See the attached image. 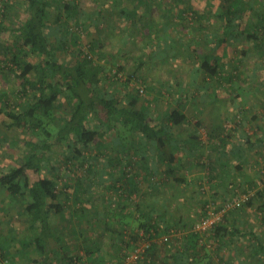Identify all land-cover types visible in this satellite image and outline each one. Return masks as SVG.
<instances>
[{
	"label": "crops",
	"instance_id": "1",
	"mask_svg": "<svg viewBox=\"0 0 264 264\" xmlns=\"http://www.w3.org/2000/svg\"><path fill=\"white\" fill-rule=\"evenodd\" d=\"M140 2L128 7L127 3L112 0L115 5L106 14L97 11L98 19L102 24L115 26L123 18L130 19L128 25L137 24L139 17L146 19ZM164 37L170 41L169 35ZM147 56H136L137 72L146 78L149 75L150 80L146 97L140 95L139 105L147 109L151 124L166 125L167 131L160 135L162 138L150 139L143 133L125 138L114 131L104 133L100 146L111 136L112 145L107 140L106 145L113 147L115 160L109 159L112 149L99 150L105 157L101 158L95 177L83 178L82 192L72 193L65 209L52 213L53 233L58 239L51 237L46 251L38 250V260L29 264H122L123 256L127 259L145 235L163 244L162 257L167 264H174L169 252L175 248L185 252L189 248L194 255L193 250L202 245L199 235L189 232L176 237L174 228H189L212 201L221 202L253 186H259L255 192L264 189V96L245 99L244 103L241 100L242 109L237 110L238 103L231 96L215 93L213 97L210 94L214 90L200 96L197 92L192 94L185 84L161 74V62L169 59H158L152 53ZM145 57L151 62L149 65ZM121 94L125 99L126 93ZM156 104L162 105V110L153 108ZM175 108L186 115L181 124L169 120V112ZM236 111L240 112L236 115ZM240 115L244 121L238 119L240 124L236 125L234 120ZM152 175H157L158 181H152ZM92 184L103 188L94 192L89 187ZM262 194L255 193L251 203L228 212L222 242L235 240V249L245 250L249 258V249L257 248L260 251L253 253L264 260L260 246L264 244L263 191ZM144 220V224L140 223ZM151 223L158 229L150 234L152 227L149 231L147 228ZM232 232L236 235L232 236ZM191 238L196 240L193 245Z\"/></svg>",
	"mask_w": 264,
	"mask_h": 264
},
{
	"label": "rangeland",
	"instance_id": "2",
	"mask_svg": "<svg viewBox=\"0 0 264 264\" xmlns=\"http://www.w3.org/2000/svg\"><path fill=\"white\" fill-rule=\"evenodd\" d=\"M119 1L127 3L130 5L128 7H131L138 4L140 0ZM69 2H74L80 7V11L74 15L70 25L71 31L81 35V55L91 52L89 41L99 38L103 42L101 49L98 50L99 54L97 51L91 53L96 60L105 65L106 72L111 70L112 73L121 74L120 78L118 75H109L110 79L106 76L104 81L105 84L111 80L122 82V85L120 83L113 85V88L118 91L127 93L130 87H143L145 90L144 92L140 91L139 95H142L143 99L146 97L150 82L149 75L146 78L143 73L137 72L139 58L136 56L138 53H141V56L152 53L156 54L158 59H169L161 62V74L185 84L192 94L197 92L196 95L200 96L204 91L212 92L214 90V94H210L213 97L215 93L220 97L231 96L238 103L237 110L242 109L239 105L242 104L239 103L241 100L244 103L245 99H258L264 96V50L261 47L257 49L255 39L246 36L229 38L223 42L218 39L225 28L221 24V18L216 15L221 6V0H144L140 2L139 8L146 15V19L145 16L139 17V15L137 24L128 25L130 19L123 18L124 22L120 20L116 26L102 24L97 16L99 9L106 14L107 9L115 5L112 0H52L50 11L55 13L62 9L63 3ZM248 2L258 10L264 9V0H249ZM6 13L7 16L4 17ZM25 17V0H0V22L4 20L5 26L17 27ZM110 18L113 19L114 15L111 14ZM108 19L104 18V20ZM257 20V15H252V17L245 15L242 23L249 26L255 24ZM147 31L150 33L145 34ZM164 35H169V42L165 40ZM14 37L15 32L9 33V31H5L0 36V99L6 108L21 112L23 105L26 104V95L22 90L24 86L17 75L18 68L6 57L7 53L4 48L12 46ZM158 47L160 49L157 51ZM76 52V48L70 46L61 51V55L63 58L73 61ZM205 53L220 57L221 73L213 79L208 77L204 79V75L201 73L194 80L196 69H193L200 64ZM27 58L38 62V56L35 54L29 53ZM144 61L147 65L151 63L146 57ZM11 66L12 68H10ZM125 81L128 84H125ZM218 89L220 90L218 91ZM28 91L29 97H31L33 89L28 87ZM60 101V104L54 109L56 118L50 125L54 129L61 119L58 116L64 111H69L68 101L64 97H61ZM164 103L170 105L168 102ZM161 106L156 104L153 108L162 110ZM239 112L236 111V115ZM238 119L244 121L241 115L237 116L236 121L234 120L236 125L240 124ZM26 120L23 118L21 124H16L5 113L0 114V171L13 165L16 157L24 152L26 140H38L40 137V128H31ZM257 125L258 123L253 128ZM242 126L244 128V123ZM203 137L207 139L208 136L203 135ZM106 140L112 145L111 136ZM106 140H103V145L99 148L101 150L107 148L110 151L112 149L109 155L114 156L113 147L107 146ZM66 152L61 145H55L52 155L55 158L56 167L51 173L58 182V191L62 193L60 198L65 203L72 199L70 196L72 193L82 192V187H85L81 184L83 178L92 180L90 177H95L93 175H96L98 167H100L101 158L103 160L105 157L97 147L86 149L84 156L71 160H67ZM45 173L48 172L45 171ZM29 174L34 178L39 177V173L34 170H29ZM152 177H154L153 180L158 181L157 175H152ZM89 187L94 192H100L103 188L98 184H92ZM251 189L256 191L259 186H253ZM7 194V191L0 187V264H29L37 261L35 258H38V251L33 243L29 244L32 234L23 211V203L15 198H9ZM147 241L148 238H145L139 244L142 245ZM201 243L200 251L205 252L206 249V253L197 252L194 255H197L198 258L211 259L214 264H264L263 258H257L256 255L249 258L247 256L249 254L245 250L237 251L233 246L236 243L235 240L232 243L220 245L217 237L210 234L205 236ZM134 250H130V252ZM252 250L250 248L249 252ZM161 254L156 264H167L162 261L164 257ZM200 262L202 263V261ZM122 264L132 263H128L123 256ZM194 264L200 263L195 261Z\"/></svg>",
	"mask_w": 264,
	"mask_h": 264
},
{
	"label": "trees",
	"instance_id": "3",
	"mask_svg": "<svg viewBox=\"0 0 264 264\" xmlns=\"http://www.w3.org/2000/svg\"><path fill=\"white\" fill-rule=\"evenodd\" d=\"M25 1L26 17L22 23L17 27H7L2 20L0 36L5 31L15 32L12 46L4 48L6 57L19 70L17 75L24 86L22 90L26 95V104L23 105L21 112H17L3 106L0 99V114L5 113L16 124H21L23 118L25 120L28 118L26 122L31 128H40V137L38 140H26L24 152L16 157L13 165L0 171V187L7 191L9 198H15L23 203V211L32 234L29 244L33 243L37 251L44 253L48 241L51 237H56L51 224V214H59L66 207V203L60 198L62 193L58 191V182L51 174L56 167L55 158L52 155L55 145L64 147L67 151V160H71L84 156L86 149L97 147L101 150L99 148L101 138L108 131H114L124 138L125 135L143 133L150 139L154 136L162 138L160 135L165 134L163 132L167 131V127L163 124L159 127L151 124L147 109L139 105V93L143 87H130L124 99V95L113 88V85L117 83L122 85V82L111 80L108 84L104 83L106 76L118 74L112 73L111 70L106 72L105 65L93 57L92 53L97 51L99 54L98 50L103 44L99 38L89 41V49L92 53L89 51L81 55V35L71 31L70 25L74 15L80 11L78 4L63 3L62 9L53 13L50 11L52 0ZM248 1L221 0V6L216 15L221 18V24L225 28L218 39L223 42L229 38L246 36L255 39L257 49L261 47L264 50V9L258 10ZM123 10L131 13L130 9L123 8ZM245 15L248 17L257 15L258 20L253 25H243L242 20ZM6 16L7 13L4 17ZM70 46L77 50L73 61L61 55V51ZM29 53L38 56V62L29 60L27 58ZM221 65L220 57L205 53L200 64L197 65L194 80L200 73L204 75V79L219 76ZM118 77L120 78L119 75ZM125 84L128 83L125 81ZM28 87L33 89L31 97L28 94ZM61 97L68 101L69 111H64L58 116L61 119L54 129L50 125L56 118L54 109L60 104ZM185 119V113L177 108L169 112V120L173 124H181ZM109 159L113 161L115 156ZM29 170L38 172L39 177H32ZM45 171L48 173L46 174ZM126 173L127 171L123 172V174ZM262 191L264 192V189L255 193L263 196ZM252 199L247 204L251 203ZM149 221L151 222V219ZM145 222L146 220L140 223ZM149 228H151L150 234L153 229L155 231L158 229L153 223L149 225L147 231ZM226 230L227 227L222 222L215 227L212 234L217 237L220 245L224 243L222 239ZM236 231H239L238 228ZM233 233L232 236H235L236 234ZM144 238L148 236L145 235ZM191 241V245L196 243L194 238H191ZM162 245L152 241L145 257L138 261L139 264H156L163 251H160ZM260 246L264 251V244ZM200 247L202 248V245ZM186 249L187 251L183 252L175 248L173 252H169L174 264H194L195 261L200 264H214L211 259L208 260L205 257L198 259L190 254L189 248ZM193 251V253L201 254L204 252L200 249ZM259 251L257 248L253 249L250 252L251 257L255 256L253 252Z\"/></svg>",
	"mask_w": 264,
	"mask_h": 264
},
{
	"label": "built area",
	"instance_id": "4",
	"mask_svg": "<svg viewBox=\"0 0 264 264\" xmlns=\"http://www.w3.org/2000/svg\"><path fill=\"white\" fill-rule=\"evenodd\" d=\"M118 75H121L118 73ZM144 88H141L140 91L144 92ZM152 180L154 177H151ZM155 181V180H153ZM255 190L248 189L239 193L238 195L228 197L221 202L212 201L206 205V208L203 214L189 226V228H174L173 235L183 236L185 233L194 232L204 237L211 234L217 225L224 222L227 213L230 210L237 209L244 204H246L253 197ZM153 241L152 238L142 245L139 244V247L127 258L128 263H137L139 260H142L145 257L147 248L150 246V243Z\"/></svg>",
	"mask_w": 264,
	"mask_h": 264
},
{
	"label": "clouds",
	"instance_id": "5",
	"mask_svg": "<svg viewBox=\"0 0 264 264\" xmlns=\"http://www.w3.org/2000/svg\"><path fill=\"white\" fill-rule=\"evenodd\" d=\"M196 221V220H195ZM214 232V231H213ZM213 232L211 233V235L213 234ZM195 234H197V233H195ZM197 235H199V234H197ZM210 235V234H209ZM200 236V235H199ZM208 236V235H207ZM205 237V236H204ZM204 237H202V236H200V238L202 239V240H204Z\"/></svg>",
	"mask_w": 264,
	"mask_h": 264
}]
</instances>
